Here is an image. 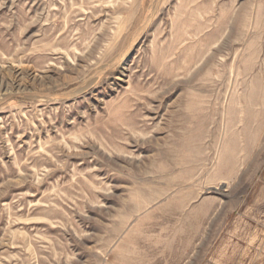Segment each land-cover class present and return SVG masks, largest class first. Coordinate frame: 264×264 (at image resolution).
Here are the masks:
<instances>
[{
  "label": "rangeland",
  "instance_id": "1",
  "mask_svg": "<svg viewBox=\"0 0 264 264\" xmlns=\"http://www.w3.org/2000/svg\"><path fill=\"white\" fill-rule=\"evenodd\" d=\"M0 264H264V0H0Z\"/></svg>",
  "mask_w": 264,
  "mask_h": 264
}]
</instances>
